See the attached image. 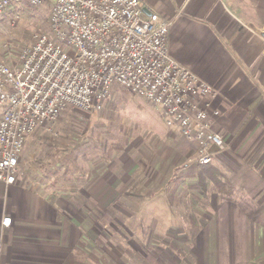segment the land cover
<instances>
[{
	"label": "rangeland",
	"instance_id": "1",
	"mask_svg": "<svg viewBox=\"0 0 264 264\" xmlns=\"http://www.w3.org/2000/svg\"><path fill=\"white\" fill-rule=\"evenodd\" d=\"M246 14L255 18L254 13ZM48 19L49 3L45 2L39 6L25 4L10 18H1L0 58L15 61L19 51L34 42V34L47 27ZM158 110L142 97L116 87L101 110L70 108L55 123L40 127L28 137L18 180L33 182L41 191L58 195V201L70 208L65 212L76 235L69 250L70 262L62 264H228L232 257L226 252L227 237L221 235V229L213 234L214 226L220 223L216 211L224 201L233 202L232 207L263 227L264 211L261 214L257 210L264 205L252 202L253 196L247 198L238 180L235 184L226 180L216 166L220 176L207 178L206 189L201 186L198 168L195 179L182 184L180 177L173 184L168 203L159 204L157 196L149 197L137 168L152 167L150 158L165 127L179 131L169 128ZM192 144L198 161V147ZM227 144V148L215 149L209 163L231 147ZM126 169H135L133 179L120 181L107 196L104 193L108 189L92 192L91 184L109 170L121 176ZM84 189L89 196L81 192ZM152 189L158 190L149 191ZM254 212L260 220L249 217ZM234 220L237 223L238 219ZM260 263L258 258L245 264Z\"/></svg>",
	"mask_w": 264,
	"mask_h": 264
},
{
	"label": "crops",
	"instance_id": "2",
	"mask_svg": "<svg viewBox=\"0 0 264 264\" xmlns=\"http://www.w3.org/2000/svg\"><path fill=\"white\" fill-rule=\"evenodd\" d=\"M140 2L146 13H158L162 20L173 21L171 56L218 92L211 98V107L220 111L213 119V129L231 147L220 151L211 164L222 169L226 180L235 184L237 179L246 197L253 196L252 202L264 205V0ZM247 12L254 13L255 20ZM161 133L157 151L151 158L146 156L152 167L136 168L143 174L142 187L149 197L157 196L159 204H166L173 184L180 177L182 184L195 179L199 163L194 144L183 139L177 129L165 127ZM179 137L181 143L176 141ZM21 171L15 183L0 181V264L70 262L69 250L76 235L65 212L70 208L58 201V195L41 191L33 182L18 180ZM125 171L118 176L109 170L91 184L92 192L108 189L104 193L107 196L120 181L134 178L135 169ZM155 187L158 190L149 191ZM81 192L87 197L85 189ZM224 203L216 211L220 223L214 226L213 234L221 229V235L227 237L226 252L232 257L228 264L258 258L264 264V223L263 227L252 223L232 207L233 202ZM6 217L11 218L10 225L3 224Z\"/></svg>",
	"mask_w": 264,
	"mask_h": 264
},
{
	"label": "built area",
	"instance_id": "3",
	"mask_svg": "<svg viewBox=\"0 0 264 264\" xmlns=\"http://www.w3.org/2000/svg\"><path fill=\"white\" fill-rule=\"evenodd\" d=\"M44 2L47 27L15 61L0 58V181L16 182L28 136L70 108L101 110L116 87L156 105L197 145L200 164L228 147L213 129L216 88L170 54L172 20L140 0H0V18Z\"/></svg>",
	"mask_w": 264,
	"mask_h": 264
},
{
	"label": "trees",
	"instance_id": "4",
	"mask_svg": "<svg viewBox=\"0 0 264 264\" xmlns=\"http://www.w3.org/2000/svg\"><path fill=\"white\" fill-rule=\"evenodd\" d=\"M213 166L214 165H212L211 163H209V164H199V169H200L199 178H200V183L202 184L201 186H202L203 189H206L208 184H209V181H207V178H209V177L213 178L215 175L216 176L218 175V171ZM218 176H220V175H218ZM257 211H260V212H257V213L263 214L264 207L263 208H259ZM257 213L254 212L252 214H249V217L251 219L255 220V221H258L260 219L257 217V215H258Z\"/></svg>",
	"mask_w": 264,
	"mask_h": 264
},
{
	"label": "water",
	"instance_id": "5",
	"mask_svg": "<svg viewBox=\"0 0 264 264\" xmlns=\"http://www.w3.org/2000/svg\"><path fill=\"white\" fill-rule=\"evenodd\" d=\"M143 10L145 11V9L143 8ZM146 12V11H145ZM147 14H150V13H147Z\"/></svg>",
	"mask_w": 264,
	"mask_h": 264
}]
</instances>
